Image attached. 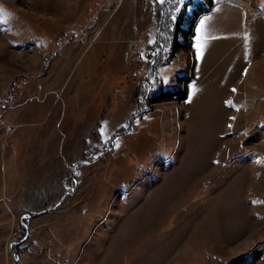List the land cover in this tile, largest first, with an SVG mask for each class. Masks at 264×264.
I'll use <instances>...</instances> for the list:
<instances>
[{
	"label": "rangeland",
	"instance_id": "374dc122",
	"mask_svg": "<svg viewBox=\"0 0 264 264\" xmlns=\"http://www.w3.org/2000/svg\"><path fill=\"white\" fill-rule=\"evenodd\" d=\"M136 1L0 0V264H264V0Z\"/></svg>",
	"mask_w": 264,
	"mask_h": 264
},
{
	"label": "trees",
	"instance_id": "16d2710c",
	"mask_svg": "<svg viewBox=\"0 0 264 264\" xmlns=\"http://www.w3.org/2000/svg\"><path fill=\"white\" fill-rule=\"evenodd\" d=\"M210 1L211 0H208V2H210ZM200 4H202V3H200ZM212 8H213L212 6L210 8H204V7H202V5L200 7H198V8H196V10L194 12L195 15H196L195 20H193L194 23L191 25L190 29L187 30V32H186V35L188 37L193 34V28L196 25V23H197L198 19L200 18V16H202L203 14L209 13ZM166 17L167 16L165 15V20H166ZM183 17H184V15H181L179 17L178 25L182 23ZM174 31H176L175 27L168 31V33L166 34V40L169 41L168 37H169L170 33L172 34V33H174ZM159 40H160V42L163 43L162 44L163 46H166V44H165L166 40L163 41L162 38H160ZM183 46H181V47L179 46L178 47V45L176 43H174L173 47H172V51H171V53H169L168 58L164 59V56L159 55L158 57H155L152 60V61L155 60V64H154L153 67L150 66V69L152 70V72L149 74L148 79L141 83L142 84L141 85V89H140V91L138 93L139 94L138 95L139 96L138 104H137L138 108H137V111L134 114V116L131 117V121L129 123L130 126L133 124V122L137 118H139V116L141 114H145L147 111L150 110L149 109V104L154 103V102H161L163 100L169 101V100L174 99L175 96L177 97V95L180 94L179 91H175V90L174 91H169V90L168 91H164V90H162L161 84H160V78H159L157 73H158V65L160 63H163L164 61H169V59L175 55V53L177 52V50L179 48H186L187 49V46H185V45H183ZM152 61H150V64L152 63ZM141 95H143V97ZM95 130H96V132L99 131V129H95ZM130 131H131V128H130V130H128V132L126 134H128ZM71 177L72 176L70 175L69 178H71Z\"/></svg>",
	"mask_w": 264,
	"mask_h": 264
},
{
	"label": "crops",
	"instance_id": "0c3cea01",
	"mask_svg": "<svg viewBox=\"0 0 264 264\" xmlns=\"http://www.w3.org/2000/svg\"><path fill=\"white\" fill-rule=\"evenodd\" d=\"M140 1L141 0H137L136 2L137 3H140ZM201 1H199V3H200ZM169 2H166L165 4H168ZM195 11V10H194ZM215 11V9L214 8H212L211 9V11L209 12V13H206V14H203L202 16H200V18L198 19V21H197V23H196V25L194 26V28H193V34L191 35V36H187L186 35V32H187V30H185L184 31V34L182 35V38L184 39V44H181L180 42H176V44L178 45V47L180 46H183V45H185V46H187V51H189V53H191L192 55H193V57H194V52H193V38L195 37V35H196V29H197V27H198V25H199V22L202 20V19H204V18H206V17H209V16H213V12ZM156 17H157V13H156ZM160 21V20H159ZM181 26H182V24H179V25H177V28H181ZM166 31H167V33H168V31H169V29L168 28H166L165 29ZM181 30H182V28H181ZM180 31V30H179ZM158 33V32H157ZM166 33V34H167ZM210 35V34H209ZM156 36V39H155V41H153V42H149L148 41V39L145 37V41L144 42H142V43H148L149 45L150 44H152V46H154L155 47V49L157 48L158 50L160 49L159 47H161L162 49H164V51H165V47L166 46H169L170 44V42L168 41V40H166V42H165V44H166V46H163L162 44L163 43H161L160 41H159V39H160V37L156 34L155 35ZM158 36V37H157ZM129 43H132V42H136L135 40H134V37L133 36H129L128 37V40H127ZM159 43V44H158ZM131 45V44H130ZM184 47V46H183ZM131 48H133L132 46H131ZM152 49H154V48H152ZM180 49V48H179ZM153 51V50H152ZM148 55H150V54H148ZM160 54H159V52H158V55L157 56H159ZM151 57V56H150ZM137 60L139 61L140 60V58H139V56H138V58H137ZM136 60V61H137ZM137 61V62H138ZM149 61H150V58H149ZM149 63V62H148ZM148 63H146V65L145 66H141V65H139V67L141 68L142 67V69H144V73H145V71H146V69H147V67H148ZM194 71H195V65H193L192 66V68H190V72L188 73V75L187 76H184L183 78H181V79H179V82H180V88L179 89H177V90H175V91H181V89H182V86H185L186 88H187V92H188V85L192 82V80H193V78H194ZM158 74V73H157ZM154 79V78H153ZM144 81V80H143ZM143 81H141V79L140 80H138L137 81V84H136V88H135V92L137 91V89H138V86H140V84H141V82H143ZM160 84H162V83H160ZM162 88V87H161ZM162 90H164V89H162ZM164 91H168V90H164ZM166 103L167 102V100H163V101H161V102H155V104H160V103ZM135 105H137V103H134ZM157 106V105H156ZM155 106V107H156ZM135 111L134 110H130L129 112H128V117L130 116V115H132V113H134Z\"/></svg>",
	"mask_w": 264,
	"mask_h": 264
},
{
	"label": "snow or ice",
	"instance_id": "6c2138e0",
	"mask_svg": "<svg viewBox=\"0 0 264 264\" xmlns=\"http://www.w3.org/2000/svg\"><path fill=\"white\" fill-rule=\"evenodd\" d=\"M158 2L160 4H164L166 2H175L177 5H183L185 3V0H158ZM175 11L179 12L180 11V7H177L175 9ZM172 19L175 20L176 17L173 16ZM209 19L210 18H208V17L202 19L199 22L198 28L196 29V47H197V52L199 54H201V55H202V52H203V48H204V46H205V44L207 42V36H206V33H205V29H206L207 21ZM233 91H235V89H233ZM194 92H195V89H193V93ZM117 147H118V145H117Z\"/></svg>",
	"mask_w": 264,
	"mask_h": 264
},
{
	"label": "built area",
	"instance_id": "2783aa9c",
	"mask_svg": "<svg viewBox=\"0 0 264 264\" xmlns=\"http://www.w3.org/2000/svg\"><path fill=\"white\" fill-rule=\"evenodd\" d=\"M152 54L156 55L155 54V51H152ZM169 102H175V103H177L178 105H176V106H180V105L185 106L186 105V102H187V96H186L185 90L182 89V91L180 92V94L177 95V97L175 96L174 99L169 100ZM154 104L155 103H153V105Z\"/></svg>",
	"mask_w": 264,
	"mask_h": 264
},
{
	"label": "water",
	"instance_id": "95a60500",
	"mask_svg": "<svg viewBox=\"0 0 264 264\" xmlns=\"http://www.w3.org/2000/svg\"><path fill=\"white\" fill-rule=\"evenodd\" d=\"M154 64H155V61H152V63H151L150 66L153 67ZM151 72H152V70L150 69L149 72H148V74L146 75L145 79L148 78V76H149V74H150ZM83 163H86V161H81L78 165H76V166L74 167V169H73V171H72V175H73L74 171H76V169L78 168V166H79L80 164H83Z\"/></svg>",
	"mask_w": 264,
	"mask_h": 264
}]
</instances>
